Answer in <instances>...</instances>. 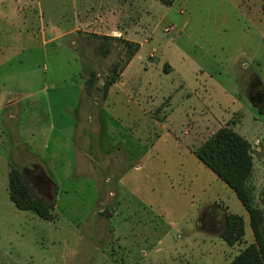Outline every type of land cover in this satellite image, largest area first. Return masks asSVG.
<instances>
[{"label":"rangeland","instance_id":"rangeland-1","mask_svg":"<svg viewBox=\"0 0 264 264\" xmlns=\"http://www.w3.org/2000/svg\"><path fill=\"white\" fill-rule=\"evenodd\" d=\"M261 2L0 0V264H227L255 242L240 200L194 150L223 126L244 136L264 216V98L250 99L264 88ZM93 33L139 49L124 64L128 46ZM116 63L123 84L105 101ZM48 120L45 171L30 134ZM35 166L56 185L36 187L50 220L9 197L10 169ZM229 213L244 230L230 247Z\"/></svg>","mask_w":264,"mask_h":264},{"label":"trees","instance_id":"trees-1","mask_svg":"<svg viewBox=\"0 0 264 264\" xmlns=\"http://www.w3.org/2000/svg\"><path fill=\"white\" fill-rule=\"evenodd\" d=\"M264 12V0L261 2ZM105 39L119 40L128 46V54L124 64H128L139 49V43L111 35H98ZM105 52H108L106 49ZM116 63L112 70H118L103 80L102 96L106 98L111 84L116 82L124 65L118 67ZM93 72H90L85 81V91L89 95L94 85ZM259 111L264 113V108L259 106ZM196 157L208 167L220 180L230 187L249 215V222L255 242L246 246L235 255L227 264H264V216L250 201L249 190L246 182L253 170V156L249 141L232 128L223 126L218 128L195 150ZM31 176V178H29ZM41 180V181H40ZM33 181L35 188L30 184ZM36 181V182H35ZM54 183L46 176L39 166L30 171H19L11 168L8 174L9 197L16 208L35 213L44 220H50L54 208L53 200L43 199L40 192H49ZM39 189V193L36 191ZM222 238L233 245L238 242L243 234V220L240 215L226 214Z\"/></svg>","mask_w":264,"mask_h":264},{"label":"crops","instance_id":"crops-1","mask_svg":"<svg viewBox=\"0 0 264 264\" xmlns=\"http://www.w3.org/2000/svg\"><path fill=\"white\" fill-rule=\"evenodd\" d=\"M122 75H121V80H117L116 82H114L113 84H111L110 85V87H109V89H108V93H107V96H106V98H105V101L107 100V98L109 97V95L110 94H112L113 92H119L121 89V86H122V84H123V82H122V79L124 78L123 77V75H124V72L123 73H121ZM262 86V85H261ZM264 89V88H263ZM84 90H85V87H83V95H85L84 94ZM86 92V91H85ZM15 103H17L18 101H14ZM0 106H2L1 105V103H0ZM15 112V114H11L10 116H14V117H11V118H16V116L18 117V112H17V110L16 111H14ZM13 112V113H14ZM89 114H91V113H89ZM73 120L75 121V119L73 118ZM90 120V119H89ZM19 120H17V122H18ZM92 121H93V119H92ZM38 122V121H37ZM45 124V126H44V131H42V132H40V130L41 129H39V128H37L38 126H32L31 125V130L32 131H34V132H32L31 134H30V137H33V138H35L36 139V141H35V143H36V145H38V147L39 148H41V149H39V151H37V152H39V154H40V156L39 155H37L36 153H35V148H34V146L31 144V143H29L28 141H27V143L29 144H27V143H25L26 145H22L23 147H28V149H29V151L31 152L30 154L31 155H33L34 153H35V155H36V157H37V159L36 160H34L35 162H34V164L35 165H39V166H41L45 171H46V168H47V161L45 160V158H44V156H43V154L45 153V151L47 150L48 151V148H49V143H51V141H50V134L51 133H53L54 131H56L58 128H57V124L55 123V122H53L52 120H48V121H46V122H44ZM74 126V125H73ZM15 128V127H14ZM60 130V129H59ZM87 130H88V128H87ZM61 131H63L64 132V129L63 130H61ZM0 132H3L2 130H0ZM35 134H37L38 136L36 137V135ZM17 137H19V136H17ZM59 137H62L61 135H59ZM58 137H56L55 136V139L57 140V142L58 141H60L61 139L60 138H58ZM63 138H66V137H63ZM250 143V142H249ZM251 144V143H250ZM35 147H37V146H35ZM251 149H253V147L251 146ZM41 151H42V153H41ZM75 151H76V153H77V151H79V148H77L76 146H75ZM193 152V151H192ZM79 153H84V150H80L79 151ZM84 155H85V153H84ZM33 164V165H34ZM138 167V166H137ZM52 181V180H51ZM53 182V181H52ZM54 183V182H53ZM55 184V183H54ZM56 186V185H55ZM57 188V187H56ZM229 247H230V245H228ZM229 262V261H228ZM227 262V263H228Z\"/></svg>","mask_w":264,"mask_h":264},{"label":"flooded vegetation","instance_id":"flooded-vegetation-1","mask_svg":"<svg viewBox=\"0 0 264 264\" xmlns=\"http://www.w3.org/2000/svg\"><path fill=\"white\" fill-rule=\"evenodd\" d=\"M254 85V84H252ZM253 87V86H252ZM253 98V100L255 101H260L261 99L264 98V92H263V88L259 86L256 87V89H254V93L251 96Z\"/></svg>","mask_w":264,"mask_h":264},{"label":"water","instance_id":"water-1","mask_svg":"<svg viewBox=\"0 0 264 264\" xmlns=\"http://www.w3.org/2000/svg\"><path fill=\"white\" fill-rule=\"evenodd\" d=\"M263 90H264V89H263ZM250 99H251V102L253 103V105H254V106H257V104H256L255 102H253V101H254L253 98L250 97Z\"/></svg>","mask_w":264,"mask_h":264}]
</instances>
